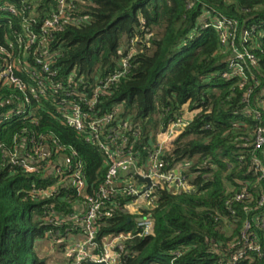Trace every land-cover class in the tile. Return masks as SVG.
Masks as SVG:
<instances>
[{"label": "trees", "instance_id": "16d2710c", "mask_svg": "<svg viewBox=\"0 0 264 264\" xmlns=\"http://www.w3.org/2000/svg\"><path fill=\"white\" fill-rule=\"evenodd\" d=\"M55 6L56 0H39L37 13L47 16ZM74 16L81 20L42 35L41 48L29 50L27 72L44 52L53 53L56 76L39 79L52 90L54 82L76 71L85 79L81 90L91 96L99 81L123 70L124 61L129 66L118 81L101 87L94 107L81 103L87 114L82 130L63 122L59 111L72 100L81 102L79 96L64 101L47 88L53 99L29 94L33 115L21 119L15 111L23 94L0 84V264H48L38 250L44 241L65 248L86 235L75 163H83L86 192L93 198L109 164L105 150L92 142L94 120L101 122L104 145L131 155L141 170L185 110L187 125L166 141L161 158L164 171L181 167L190 189L161 181L148 207L118 182L100 210L95 253L107 238L126 233L117 264H264V148H255L264 123V0H83ZM216 17L234 27L218 29ZM21 29L17 21L2 25L0 44ZM236 50L255 62L247 57L244 72L231 75ZM11 113L14 119H5ZM158 135L163 139L157 143ZM38 147L46 151L42 160ZM60 158L56 167L65 180L53 169ZM21 159L37 170L15 161ZM241 194L246 197L237 199ZM140 217L152 219L150 234H140ZM245 237L255 248L235 261Z\"/></svg>", "mask_w": 264, "mask_h": 264}, {"label": "built area", "instance_id": "2783aa9c", "mask_svg": "<svg viewBox=\"0 0 264 264\" xmlns=\"http://www.w3.org/2000/svg\"><path fill=\"white\" fill-rule=\"evenodd\" d=\"M81 1L83 0H56L54 10L47 16L42 17L41 14L37 13L36 9L39 0H0V27L6 24L13 26L14 21H17V23L22 26L21 32L12 38H8L6 45L0 44V84L14 86L23 94V99L20 100L19 110L15 111L16 113H20L21 119H27L33 115V112L29 108V103L31 102L29 94H32L37 100L44 98L50 100L54 98L53 95L48 94L47 89H49V87L43 79H39V76L46 73L51 76H56L57 74V71H53L51 67L53 53L47 54V52H44L45 56L36 60L37 67L27 72L24 66H30L28 62L29 50L33 46L41 48L40 45L44 42L42 35L52 36L55 33L63 31L65 29V24L79 22L81 17L74 16V14L78 12V3ZM26 12H28L29 16L26 15ZM214 24L218 29H222V27L227 25L234 27L232 21H225L219 19V17L215 18ZM35 26L38 27L37 30H35ZM243 35L248 37V31L245 30ZM244 39L247 41L246 38ZM235 53V59H233L228 66V69L232 71L231 75L233 73L244 72L243 63L247 61V57L255 62L253 55H246L237 50L234 51V54ZM123 66L122 71L110 75L103 81H99L97 85L94 86V91L91 96L81 90V87L85 84V79L83 76H79L76 71H72L64 80L58 79L54 82L51 86L52 90L49 89V91L56 95L62 94L64 101H66V98L70 97L79 96L81 98V102L72 100V102H70V107L64 106L59 108L61 120L78 130H82L84 128V121L87 119V114L81 109V103L93 105L92 107H94L98 101L101 87H108L111 83L118 81L127 72L129 66L127 61H124ZM230 71L229 73L225 72L224 76L229 77ZM240 86L243 87L244 83L241 82ZM250 96V94H247L248 99H250ZM254 112L256 117L260 119L261 113L257 110ZM247 113L248 112H246L245 116H249V113ZM15 115L16 114L13 113L7 114L5 119L12 120ZM183 115L185 116L183 113L171 122L169 132L165 140L162 141L161 147L151 155V159L146 165L147 168L141 170L138 169L137 162L131 155H119V152H111L109 146L104 145V142L100 139V121L94 120L90 124V129L94 137L92 142L105 150L109 159V164L106 181L101 187L100 194L96 198H93L86 192L87 183L83 163L79 160L75 163L76 170L73 173V183L77 189L78 196L83 199L81 202L84 205L82 222L84 223L86 235L82 239L75 240L68 245L67 259L69 264H86V262H90L91 264L118 263L119 253L123 250L122 243L129 236L126 233L107 238L102 246L101 252L95 253L98 247V243L95 239L99 226L98 219L100 210L104 206V198L110 191L115 189V185H117L118 182L120 185H123V190L127 195H134L144 200L148 207L155 203L153 189L161 181L168 184L170 188H175L177 190L190 189L187 178L180 173L181 167L178 166L174 170L164 171L165 162L161 158L163 154L162 148L166 141L175 135L177 129L187 125L188 120H186ZM111 118L112 115L108 116L106 121H110ZM57 144L58 142L55 141V145ZM255 148H264V123L260 125L257 132ZM1 149L2 144L0 143V150ZM36 151L42 160L46 155L45 148L38 147ZM56 151L63 153L62 147H57ZM63 160L64 159L60 158L59 163L53 165V169H56V176H59L61 180H65L66 176L64 172H62V168L56 166ZM15 161L21 163L30 172L37 170L36 167L30 166L25 160L21 159ZM67 162H69V160L65 163ZM42 166L41 164L40 167ZM61 166L63 165L61 164ZM133 168H135L136 172L141 176L150 177L152 179L153 185L151 189L146 190V183H141V185L137 182V185L134 184L137 178L134 174L129 173ZM122 172L124 176L128 177L124 181H118L117 179H119ZM245 197L244 194H241L237 196V199L240 200ZM137 226L140 229L141 235H148L153 228V221L150 218L142 217L141 221H137ZM249 228L250 225L248 223L245 233L249 232ZM247 248L252 250L255 246L246 239V245L240 249L235 257V261H238L239 258L242 257Z\"/></svg>", "mask_w": 264, "mask_h": 264}, {"label": "rangeland", "instance_id": "374dc122", "mask_svg": "<svg viewBox=\"0 0 264 264\" xmlns=\"http://www.w3.org/2000/svg\"><path fill=\"white\" fill-rule=\"evenodd\" d=\"M184 112V118H188V112L186 110ZM162 139L163 137L161 135H158L156 137L157 143ZM141 202H143V200ZM67 247L63 248L60 242L46 240L40 245L38 250L41 257L48 258V264H69V261L67 259Z\"/></svg>", "mask_w": 264, "mask_h": 264}, {"label": "water", "instance_id": "95a60500", "mask_svg": "<svg viewBox=\"0 0 264 264\" xmlns=\"http://www.w3.org/2000/svg\"><path fill=\"white\" fill-rule=\"evenodd\" d=\"M234 56H236V53L232 55V57H234ZM129 173L134 174L136 176V178H137V180H138L139 183H146L147 184L146 190H149V189L152 188L153 181H152V179L150 177H143V176H141L140 174H138L136 172V169L135 168L131 169L129 171ZM122 174L124 175L123 172L121 173V175ZM141 220H142L141 217L137 219V221H141ZM92 264H96V263H92Z\"/></svg>", "mask_w": 264, "mask_h": 264}, {"label": "crops", "instance_id": "0c3cea01", "mask_svg": "<svg viewBox=\"0 0 264 264\" xmlns=\"http://www.w3.org/2000/svg\"><path fill=\"white\" fill-rule=\"evenodd\" d=\"M128 176H124L123 174L119 176L120 181H124ZM142 199H140L141 201Z\"/></svg>", "mask_w": 264, "mask_h": 264}]
</instances>
